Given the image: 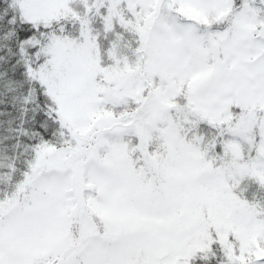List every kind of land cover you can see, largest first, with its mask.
Wrapping results in <instances>:
<instances>
[{
  "label": "snow or ice",
  "instance_id": "obj_1",
  "mask_svg": "<svg viewBox=\"0 0 264 264\" xmlns=\"http://www.w3.org/2000/svg\"><path fill=\"white\" fill-rule=\"evenodd\" d=\"M0 264H264V0H0Z\"/></svg>",
  "mask_w": 264,
  "mask_h": 264
}]
</instances>
